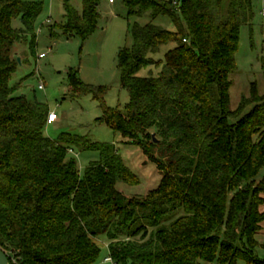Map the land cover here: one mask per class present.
<instances>
[{"label":"trees","instance_id":"obj_1","mask_svg":"<svg viewBox=\"0 0 264 264\" xmlns=\"http://www.w3.org/2000/svg\"><path fill=\"white\" fill-rule=\"evenodd\" d=\"M101 0L65 6V22L51 26L87 41L101 18ZM125 0L133 45L119 55L130 95L124 112L107 108L105 88L72 75L74 95L101 103L99 121L141 148L163 174L146 196L115 145L45 134L50 111L17 94L16 44L35 40L44 4L0 0V249L12 264H97L106 240L117 264H264V94L251 83L231 109L232 75L241 30L252 26L254 0ZM168 18L175 30L156 25ZM20 19L22 29L14 28ZM174 46L164 59L163 47ZM35 48V45H34ZM154 67L158 74L140 77ZM264 78V58L262 61ZM154 135L158 140L155 143ZM100 153L85 176L73 146ZM74 152V151H73ZM264 249V242L262 244Z\"/></svg>","mask_w":264,"mask_h":264},{"label":"rangeland","instance_id":"obj_2","mask_svg":"<svg viewBox=\"0 0 264 264\" xmlns=\"http://www.w3.org/2000/svg\"><path fill=\"white\" fill-rule=\"evenodd\" d=\"M44 4V11L39 17L35 34L36 44L32 36L16 44L15 52L21 59L11 81L17 87V94L26 96L31 102L45 105L50 113H55L59 120L48 125L45 134L54 141L63 136L84 137L93 143L115 145L126 166L139 177V185L120 184L119 189L127 196H146L158 188L163 174L156 164L148 159L141 148L127 144L119 133L99 120L104 116L101 103L90 94L74 95L72 93V75L87 86L105 88L104 104L107 108L124 112L130 103V95L124 89L122 73L119 67V55L125 48L133 45L130 25L135 23L146 25L152 20L144 17H128L125 0H101L99 27L87 41L66 38L57 29V37L51 36V26L65 22V6L69 3L78 12L83 11L84 0H35ZM169 1V0H167ZM255 19L252 26H244L241 30L240 46L235 53L238 67L232 75L231 109L236 110L244 96H248L251 83L257 82L261 94H264V78L262 61L264 58V0H254ZM169 30H175L168 18L159 17L154 21ZM14 28L22 29L20 19L14 21ZM35 45V48H34ZM174 46L163 47L157 59H164ZM41 55H46L40 59ZM154 67L143 69L140 77L158 74ZM43 86V89H40ZM81 176H85L87 168L100 159V153L83 150L73 146ZM264 171L260 175L263 177ZM260 247L258 254L264 259V232L258 236ZM100 259L97 264H105L109 258L106 240L99 242ZM203 264H210L205 263ZM216 264V263H214ZM237 264H248L239 260Z\"/></svg>","mask_w":264,"mask_h":264},{"label":"built area","instance_id":"obj_3","mask_svg":"<svg viewBox=\"0 0 264 264\" xmlns=\"http://www.w3.org/2000/svg\"><path fill=\"white\" fill-rule=\"evenodd\" d=\"M109 2L111 4H113V3H115V0H109ZM174 4L179 7V5L181 4V0H175ZM262 14L264 16V9H263ZM45 57H46V55H41L40 59H43ZM40 89H43V86H40ZM58 120H59V118L55 113H50V115L48 117V125L55 124ZM71 153H73V152L71 151ZM105 264H117V263L113 260V258L111 256H109V258H107L105 260Z\"/></svg>","mask_w":264,"mask_h":264},{"label":"water","instance_id":"obj_4","mask_svg":"<svg viewBox=\"0 0 264 264\" xmlns=\"http://www.w3.org/2000/svg\"><path fill=\"white\" fill-rule=\"evenodd\" d=\"M18 61L21 63V59L19 58ZM155 143H158V140L156 139V136L154 135ZM0 264H12L10 261L9 256L0 249Z\"/></svg>","mask_w":264,"mask_h":264},{"label":"crops","instance_id":"obj_5","mask_svg":"<svg viewBox=\"0 0 264 264\" xmlns=\"http://www.w3.org/2000/svg\"><path fill=\"white\" fill-rule=\"evenodd\" d=\"M113 4H116V1H115V3H113ZM72 152H73V151H72ZM73 153H74V152H73ZM73 153H72V154H73ZM263 210H264V209H263Z\"/></svg>","mask_w":264,"mask_h":264}]
</instances>
